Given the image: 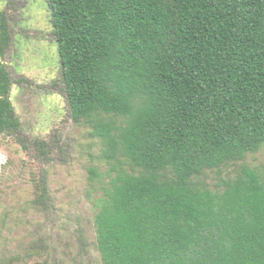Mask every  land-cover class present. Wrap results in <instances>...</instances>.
I'll use <instances>...</instances> for the list:
<instances>
[{
  "label": "trees",
  "instance_id": "trees-1",
  "mask_svg": "<svg viewBox=\"0 0 264 264\" xmlns=\"http://www.w3.org/2000/svg\"><path fill=\"white\" fill-rule=\"evenodd\" d=\"M48 6L70 116L115 162L96 216L103 264H264V176L242 164L200 182L264 148V0ZM11 46L3 13L2 59ZM13 84L0 61V137L21 134Z\"/></svg>",
  "mask_w": 264,
  "mask_h": 264
},
{
  "label": "rangeland",
  "instance_id": "rangeland-1",
  "mask_svg": "<svg viewBox=\"0 0 264 264\" xmlns=\"http://www.w3.org/2000/svg\"><path fill=\"white\" fill-rule=\"evenodd\" d=\"M3 13L12 46L0 61L22 129L0 137V264H103L96 216L115 162L92 128L70 116L48 0L3 1L0 24ZM242 164L264 176V148L200 182L214 188Z\"/></svg>",
  "mask_w": 264,
  "mask_h": 264
}]
</instances>
